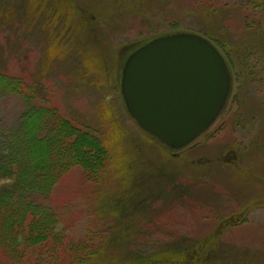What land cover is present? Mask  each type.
<instances>
[{
	"label": "rangeland",
	"instance_id": "1",
	"mask_svg": "<svg viewBox=\"0 0 264 264\" xmlns=\"http://www.w3.org/2000/svg\"><path fill=\"white\" fill-rule=\"evenodd\" d=\"M177 33L221 54L230 87L211 125L171 149L130 115L121 80L134 51ZM13 80L0 155L41 108L31 138L45 145L54 117L98 137L104 162L27 194L59 221L20 259L0 246V264H264V0H0V86Z\"/></svg>",
	"mask_w": 264,
	"mask_h": 264
},
{
	"label": "water",
	"instance_id": "2",
	"mask_svg": "<svg viewBox=\"0 0 264 264\" xmlns=\"http://www.w3.org/2000/svg\"><path fill=\"white\" fill-rule=\"evenodd\" d=\"M228 90L224 60L192 34L165 35L143 45L126 60L121 80L130 115L171 148L188 145L211 124Z\"/></svg>",
	"mask_w": 264,
	"mask_h": 264
},
{
	"label": "trees",
	"instance_id": "3",
	"mask_svg": "<svg viewBox=\"0 0 264 264\" xmlns=\"http://www.w3.org/2000/svg\"><path fill=\"white\" fill-rule=\"evenodd\" d=\"M12 82L13 86L7 83L0 86V91L5 92H0V95L8 91L20 94L23 84H18L16 80ZM29 112L32 114L28 115L26 125L22 116L19 129L11 130L5 136L4 144L11 146L16 152L14 156L0 155V178L13 177V182L5 186L7 193L0 194V246L5 247L7 254L13 259L22 258L25 248L29 246L27 243L44 240L59 221V217L44 210L45 207L25 204L26 195L37 191L42 194L50 192L61 173L74 165L86 170H97L104 162L98 137L85 132L79 133L65 122H57L54 117V124L45 135V145L40 144L35 137L29 136L27 128L36 129L37 125H42L43 116L48 111L31 108ZM12 141L16 142V147ZM32 148L39 152L36 157L33 156ZM44 148L51 154L49 157Z\"/></svg>",
	"mask_w": 264,
	"mask_h": 264
},
{
	"label": "bare ground",
	"instance_id": "4",
	"mask_svg": "<svg viewBox=\"0 0 264 264\" xmlns=\"http://www.w3.org/2000/svg\"><path fill=\"white\" fill-rule=\"evenodd\" d=\"M101 50L102 49L98 50V53L96 55H102L104 53V51H101ZM97 58H99V56ZM97 63H99V62H97Z\"/></svg>",
	"mask_w": 264,
	"mask_h": 264
}]
</instances>
